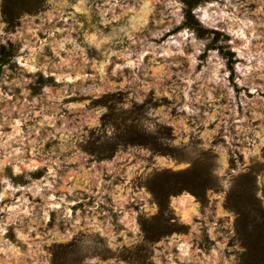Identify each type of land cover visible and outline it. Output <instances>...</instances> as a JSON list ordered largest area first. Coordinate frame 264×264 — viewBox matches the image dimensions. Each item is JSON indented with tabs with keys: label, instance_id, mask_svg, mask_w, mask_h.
Wrapping results in <instances>:
<instances>
[{
	"label": "clouds",
	"instance_id": "obj_1",
	"mask_svg": "<svg viewBox=\"0 0 264 264\" xmlns=\"http://www.w3.org/2000/svg\"><path fill=\"white\" fill-rule=\"evenodd\" d=\"M30 3L0 0V264H264V0Z\"/></svg>",
	"mask_w": 264,
	"mask_h": 264
},
{
	"label": "rangeland",
	"instance_id": "obj_2",
	"mask_svg": "<svg viewBox=\"0 0 264 264\" xmlns=\"http://www.w3.org/2000/svg\"><path fill=\"white\" fill-rule=\"evenodd\" d=\"M22 4L24 2V0H21L20 1ZM30 2V1H29ZM23 8H33L34 9V3H31L27 6H24L22 7L21 9ZM92 20V28H95V23H94V18H89ZM85 27L88 28L89 25L87 22H85ZM37 36L40 38V39H44L45 37L42 35V33H40L39 31H37ZM211 35H215V34H211ZM101 47H103V45H101ZM45 51V54H47V49L44 50ZM49 59H51V57H49ZM114 83H118V82H114ZM264 95V94H262ZM166 103V102H165ZM235 147H238V145H235ZM261 153H262V158H264V149H261ZM238 155V154H237ZM240 159L242 160V157H240ZM122 165L127 168V167H130L132 164H135L136 163V159L133 158L131 159V162L129 163L128 160H122ZM230 164H231V161H230ZM255 168L254 166H252L250 164L249 168L246 169V171L248 172H251V171H254ZM145 171H147V169H145ZM155 169L152 170L153 173H155ZM68 179V178H66ZM159 179V178H158ZM244 179H248V180H251V179H254L253 177H251V175L249 174V176L245 177ZM71 180H75V177H72ZM119 180V177H117V181ZM71 182V181H69ZM133 183L136 182L135 179H133L132 181ZM194 191L197 190V186L194 185ZM156 189L157 190V183L156 182H153L150 186V190L154 191ZM213 194H214V198L210 201V204H211V208H210V211L212 212H215L217 210L216 206L219 205L220 209H223L224 211H229L231 210L230 209V204L232 205V207L235 208V212L239 213V212H243V208H242V201L244 200V196L242 194H231L229 193L227 196L223 197V200L221 199V192L217 189H213ZM155 192V191H154ZM202 194V190H201V193ZM80 195L84 198L85 201L88 202V205L89 207H91V201L88 200V197H87V193L83 190V188L81 189L80 191ZM249 202H251L250 198H249ZM101 207H103V205H101ZM203 207V205H202ZM77 208H80L81 210H83L84 208V204L83 203H74L73 206H72V211L75 212V210ZM105 211H108L107 208H105ZM189 215L191 214V210H189ZM170 216H171V213H170ZM194 219V218H193ZM224 219L225 218H221L219 220V224H223L224 223ZM232 223H233V231L236 233V236H239V235H242V233H244V231H242V229H244L242 223L239 221V216L238 217H234L233 220H232ZM146 229L149 227L147 224L145 225ZM163 231H167V229L163 230ZM244 234H247V233H244ZM243 236V235H242ZM151 238H154V237H151ZM218 239H221L222 240V237H218ZM232 239H229V241H227V247H231L232 246ZM202 251H204V254L207 255V251H205L204 249H202ZM239 259V257L237 258Z\"/></svg>",
	"mask_w": 264,
	"mask_h": 264
},
{
	"label": "trees",
	"instance_id": "obj_3",
	"mask_svg": "<svg viewBox=\"0 0 264 264\" xmlns=\"http://www.w3.org/2000/svg\"><path fill=\"white\" fill-rule=\"evenodd\" d=\"M20 1L21 0H12V10L11 9H6V12H8L10 16L11 15H14L18 9H21L24 6H27V5L31 4L29 2L30 0H24L23 4ZM28 10L31 11V10H33V8H30ZM210 34H212V33H210ZM202 35H203V33H202ZM215 35L218 38V34H215ZM229 55H231V53H229ZM166 179H171V177H166ZM175 179H177L178 181H183V183L185 184V186H189L191 184L190 179L188 177H186V176H177V177H175ZM193 186L194 185H192V187ZM193 190H194V187H193ZM154 191L157 193L158 198H161V203H162V206H163V199H162V197L165 196L166 194L164 193V190H163L162 185L159 184V183H157V190L155 189ZM239 214H240L239 215V221L242 223L244 229H246V225L249 222L248 215H247V213H244L242 211L239 212ZM262 215H264V213H262ZM244 233H247V232L244 231ZM244 233L241 232V234L244 237H247L248 234H244ZM259 244H260L259 238H257V240L254 241V242L251 241L250 239H246L245 240V245L250 247L251 252L259 251L260 250Z\"/></svg>",
	"mask_w": 264,
	"mask_h": 264
}]
</instances>
